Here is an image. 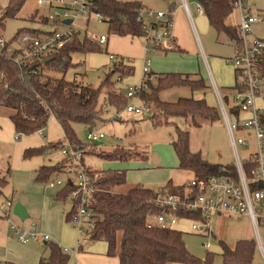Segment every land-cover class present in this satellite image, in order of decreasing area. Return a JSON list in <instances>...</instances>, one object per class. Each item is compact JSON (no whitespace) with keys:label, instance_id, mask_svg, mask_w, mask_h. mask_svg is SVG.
Wrapping results in <instances>:
<instances>
[{"label":"rangeland","instance_id":"1","mask_svg":"<svg viewBox=\"0 0 264 264\" xmlns=\"http://www.w3.org/2000/svg\"><path fill=\"white\" fill-rule=\"evenodd\" d=\"M120 1L142 2L145 6V10L142 13L144 21L155 23L158 22L156 17H148L147 12H163L167 14L170 13V5H173L175 10L172 13L174 42L168 44L173 50L169 51V49H166L167 53H165L163 50L155 49L148 36L132 37L111 32L105 22H102L96 15H89L86 12L79 17H75V15L71 17L74 20L75 31L80 34L81 39L87 36L90 41L99 44L98 39L104 36L107 42L104 45H100V51L98 52L92 54L74 53L72 55V64L74 66L69 68L64 74L59 73V71H52L55 72L53 73L54 77L61 78L65 75V79L68 81H75L97 89L101 87L103 81L113 70V62L122 59L125 63L135 68L134 73L131 76H123L120 73H116L111 77V82L115 84L122 95L128 98V87L141 84L144 75L142 73L143 63L145 60H150V70L153 74H196L198 75L196 77H202L208 89L205 92L197 91L193 93L192 97L205 99L208 105L219 109V102L215 95L216 88L214 85L211 86V73L213 78L216 79L218 90L223 98L228 95L229 102L224 98L226 108L231 106L233 95L222 87L234 88L235 70L234 65L229 60L235 54L236 44L225 32H217L213 29L207 16L198 14L193 0H188L191 18L187 15L186 10L180 6L181 0ZM8 5L9 0H0V18ZM247 11L257 18L264 16V0H247ZM52 12L53 9L50 10L46 4L40 6L36 0H27L17 16L6 19L4 26L0 28V52L2 42L8 44V50L18 48L19 45L17 40H15V36L22 29L33 28L45 33L52 32L54 26L50 25V23L48 25L42 23L41 19ZM239 17V12L234 10L226 19V25L237 26ZM58 31L65 33L67 29L60 27ZM246 38L248 41H252L254 38L264 40V24H253L251 34ZM165 45L163 44V48ZM177 46L181 48V51L175 50ZM110 55L115 56L116 59L114 61L110 60ZM150 80L155 83L156 76L150 77ZM187 90L185 88L168 90L162 92L161 96L162 99L168 97L169 101L167 102H172L179 92L192 93ZM106 94V88L102 89L100 106H103L104 119L93 128L97 133L104 134L105 138L92 145L101 154H111L117 149L123 150L122 153L127 155V160H106L97 155H89L86 156V164L98 171L126 172L127 183L113 189V193H126L137 185L144 186L147 189L151 188L150 190L153 189V191L158 187V190H162L170 180H172L173 185L184 186L193 178V173L179 168L178 159L172 147L176 126L187 129L190 132V151L193 150L196 153H200L202 158L208 163L223 167L236 165V156L223 119L215 123L204 122L199 128L190 126L189 121L181 118L175 119L174 124L157 126L155 121L149 118L147 114L140 116L130 115L126 110L118 112L115 107L106 105L104 103ZM133 103L137 106H142V102L138 97L128 98V104ZM12 113L11 109L0 106V173L9 182L4 194L0 196V208L5 206L8 200L12 199V188L14 186L33 185V182L29 183L28 180L29 177L32 178L35 171L43 166H53L62 160L59 147L32 157H25L26 150L45 148L58 143H63L66 146L68 144L61 126L53 116L50 117L48 125L43 129L42 133L19 135L16 133L10 119ZM74 129L84 149H88L91 144L87 139V134L91 129L84 125H74ZM235 136L236 138H245V134L239 131L235 132ZM249 152V148L239 147L240 160H244ZM68 178L69 175L61 174L54 181L65 182ZM165 182L166 185L164 184ZM59 205L64 211L63 225L67 224L72 232H76L77 241L79 240L83 245V253H86L90 247L92 248L96 245L99 247L106 246L104 241L90 242L88 232L90 229L85 225L75 227L72 223L66 221V215L72 210V204L69 200L60 202ZM11 218L22 227L21 224L24 221H20L15 217ZM4 224H6V221L0 220V232H2ZM25 224L24 226L28 227ZM22 228L27 230V228ZM177 228L185 233L186 246L193 255L204 258L207 252H211L214 254L215 264H221L222 262L220 256L222 249L219 241L234 245L239 240L256 239L252 224L246 217L215 219L213 231L215 236H217V240L211 241L201 233H192L191 227L187 223H181ZM60 229L62 230L63 228ZM260 235L264 244V228L261 229ZM205 243H208L210 247L206 248ZM38 251L40 260L49 256L48 248L43 243L38 245ZM4 254L5 248L0 246V258ZM254 264H264V257L259 250L256 252Z\"/></svg>","mask_w":264,"mask_h":264},{"label":"trees","instance_id":"2","mask_svg":"<svg viewBox=\"0 0 264 264\" xmlns=\"http://www.w3.org/2000/svg\"><path fill=\"white\" fill-rule=\"evenodd\" d=\"M26 1L9 0V5L0 18V28L4 26L6 19L17 16ZM89 1V14H99L102 17L101 21L108 25L109 31L116 34L143 37L147 35L148 29L155 33L162 27L158 22L144 21L142 13L145 6L142 2ZM193 2L203 6L204 15L207 16L213 29L217 32H225L236 42L235 28L225 23L232 13L231 0H193ZM173 10V5H170V12L172 13ZM41 19L42 23L47 25L50 23L48 16ZM52 26L54 32L63 27V24ZM52 32L45 33L33 28L22 29L15 36V40L19 45L20 38L25 34L39 37ZM5 45L0 52V106L13 111L10 119L16 133L19 135L42 133L50 117L53 116L61 126L66 141L83 150L81 164L88 174L92 188L88 206L89 221L93 223L92 228L88 230L90 242L104 241L107 244V256L118 258L119 264H215L213 253L207 252L204 258H199L189 251L183 231L177 227L162 228L155 223V217L160 213L155 203V191L137 185L126 193L115 194L113 193L115 187L127 183L126 172H103L94 170L86 164V156L89 155H97L106 160H127V155L120 149L111 154H101L91 144L85 150L76 136L74 125H84L93 129L104 119L103 106H100V95L104 88L107 90L104 103L115 107L118 112L124 111L128 105V98L117 90L115 84L111 82V77L116 73L131 76L135 68L125 64L122 59L113 62V70L101 87L94 89L82 83L68 81L65 75L56 78L53 74L55 72H52L59 71L64 74L73 67L74 53L92 54L100 51V44L93 43L87 36L81 39L80 34L74 31L60 50L24 62L21 66L15 64L13 60L15 55L9 56L8 44ZM175 50L181 51V48L177 46ZM259 72L264 76V62L259 66ZM152 76H156L155 83L150 80ZM196 76L198 75L177 73L159 75L151 73L146 76L148 91L143 92L140 98L147 104L150 110L148 116L157 126L174 124V120L178 118L189 121L190 126L194 128L201 127L204 122L220 121V110L208 105L205 99L180 98L176 102L162 99V92L168 90L182 88L191 92L206 90L204 79ZM235 87L233 91L240 90L239 85L236 84ZM225 99L229 102L228 96ZM189 141L190 132L176 126L172 147L181 170L192 172L194 177L206 179L226 175V169L233 170V166L223 167L208 163L200 153L190 151ZM61 144L63 143L26 150L25 157L45 153L47 150L58 148ZM69 165L68 159H62L53 166L41 167L37 171L36 182L49 184L59 175L65 174V169ZM8 185L7 178L0 173V196L4 194ZM182 187L174 186L170 180L165 188L170 192H180ZM74 190L75 186L68 183L55 196V201L58 203L67 200L71 202L72 210L66 215V221L70 223L80 204L79 200L71 199ZM186 216L196 218L192 214ZM211 240H217L215 233ZM219 244L222 249L221 264H254L257 252L255 240H239L234 245L219 241ZM46 246L49 256L42 258L39 264H70L71 256L61 246L52 241H47ZM5 264L14 263L5 262Z\"/></svg>","mask_w":264,"mask_h":264},{"label":"built area","instance_id":"3","mask_svg":"<svg viewBox=\"0 0 264 264\" xmlns=\"http://www.w3.org/2000/svg\"><path fill=\"white\" fill-rule=\"evenodd\" d=\"M37 4L40 6L46 4L50 10L53 9V12L48 15V20L52 25L62 23L67 32L61 33L57 30L52 34H42L39 37L23 35L18 48L8 50L9 56L15 55L13 60L18 66L63 48L71 33L75 31L74 20L71 17L73 15L79 17L86 12L89 14L90 8L89 0H37ZM194 4L198 14L204 15L203 6L198 2ZM231 4L232 12L237 10L240 17L239 23L234 27L237 32V40L234 41L235 54L229 61L234 65L236 84L240 86V90L234 89L229 108H226L223 97L217 90L216 96L236 156V165L233 166V170L226 169V175L212 176L207 179L194 177L182 187L180 192H170L166 188L155 192V203L160 209V213L155 217V223L162 228H176L181 223H187L192 233H201L211 241L215 219L246 217L254 229L257 250L264 257V244L260 235L261 229L264 228V76L259 72V66L264 62V40L259 38H254L252 41L246 40L252 32L253 24H264V16L257 18L249 14L247 0H231ZM180 6L191 18L188 0H181ZM172 13L147 12V16L156 17L162 27L155 33L148 29L146 36L151 39L155 48L163 51L173 50L168 45L174 42ZM94 15L102 20L99 14ZM67 20L71 21L70 25H64V21ZM98 42L104 45L107 39L102 36ZM5 44V42L1 43L2 48L6 46ZM163 44L167 47L163 48ZM109 58L113 61L116 59L113 55ZM150 65L151 61L145 60L141 84L129 86L127 89L128 98L138 97L142 102V106L134 103L126 106L125 110L130 115L140 116L150 113L147 104L140 98L143 92L148 91L145 79L151 74ZM236 131L245 134V138H236ZM104 138V134L97 133L93 129L87 134L90 144ZM239 147L250 149L244 160L239 158ZM59 148L62 159H68L70 162L65 169V174L69 175V178L65 182L51 181L48 185L51 188L55 186L64 188L68 183L73 184L75 190L71 194V199L79 200L80 204L71 223L75 227L85 225L87 228H92L93 223L89 221L88 210L92 188L88 174L81 164L83 150L69 143L67 146L61 144ZM13 206V203L8 200L1 211L7 224L8 234L21 243H28L38 236L43 237L45 241H50V237L38 233L35 226L26 230L16 224L11 218L14 217ZM186 214H192L196 218L188 217ZM204 245L206 248L210 247L208 243ZM63 250L71 256L78 253V249L63 248ZM0 264L5 263L0 262Z\"/></svg>","mask_w":264,"mask_h":264},{"label":"crops","instance_id":"4","mask_svg":"<svg viewBox=\"0 0 264 264\" xmlns=\"http://www.w3.org/2000/svg\"><path fill=\"white\" fill-rule=\"evenodd\" d=\"M200 16H204V15H200ZM144 64L145 61L143 63V66ZM210 79L212 81L211 86L214 85L216 90L219 91L218 90L219 87L216 82V79L213 78L211 73H210ZM235 85H236V74H235L234 87ZM222 88L224 90H228L229 94L234 95L233 87L230 88L222 87ZM206 90L204 91L200 90V91L205 92ZM188 93L189 92H179L178 95L175 97V100L172 102H175L177 99L180 98H192L193 93L195 92L189 94ZM163 100L169 101L168 97H165ZM192 152L196 153L193 150ZM37 171H35V173H33L34 175H32V178L29 177L28 180L29 183L32 181L33 185L30 186L27 185L22 187H20L19 185V187L14 186V188H12L13 189L12 199L9 201H11L13 205H15L17 202H20L24 206L28 214V218L24 220L23 224H21L22 227L31 229L33 226H35V229L38 233L42 235H48L50 237V241L53 240V242H55L59 246H62V248L78 249V253L71 257V259L73 260H70V264H77V263L78 264H119L118 258L107 256L106 243H105L106 244L105 247H99L96 245L95 247L93 246L92 248L90 247L88 249L90 252L87 251L86 253H83L84 252L83 245L79 240L77 241L76 232H72L71 228L67 224L63 225L64 211L62 210L61 205H59L60 202L58 203L55 201L56 194L63 188H61L60 186H55L51 188L46 183L36 182L34 177H36ZM193 178H194V174H193ZM164 184L166 185V182ZM174 186H180V185H174ZM142 188H146V187L143 186ZM158 188L154 189V191L157 192ZM3 208L4 206L0 208V220L4 221V218L1 215V211ZM14 217L17 218L16 216ZM24 224L27 225L28 227H25ZM59 227L63 229L61 230ZM40 243H43L46 246L47 241H45L43 237L38 236L35 239H31L28 243L19 242L14 236L7 233V225L4 224V227L2 228V232H0V244H1L0 246H3L5 248V254L2 256V258H0V262H4V263L12 262L14 264H38V262H40L39 259L40 254L38 251V245ZM80 246H82V249H80Z\"/></svg>","mask_w":264,"mask_h":264},{"label":"water","instance_id":"5","mask_svg":"<svg viewBox=\"0 0 264 264\" xmlns=\"http://www.w3.org/2000/svg\"><path fill=\"white\" fill-rule=\"evenodd\" d=\"M70 24H71L70 20L64 21V25H70ZM13 214H14V216H16L17 218H19L22 221H24L28 218V214L26 212V209L24 208V206L20 202H17L13 206Z\"/></svg>","mask_w":264,"mask_h":264},{"label":"bare ground","instance_id":"6","mask_svg":"<svg viewBox=\"0 0 264 264\" xmlns=\"http://www.w3.org/2000/svg\"><path fill=\"white\" fill-rule=\"evenodd\" d=\"M221 119H222V116H221Z\"/></svg>","mask_w":264,"mask_h":264}]
</instances>
